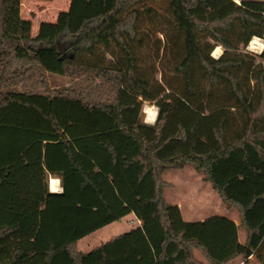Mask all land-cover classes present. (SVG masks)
<instances>
[{
    "label": "trees",
    "instance_id": "trees-1",
    "mask_svg": "<svg viewBox=\"0 0 264 264\" xmlns=\"http://www.w3.org/2000/svg\"><path fill=\"white\" fill-rule=\"evenodd\" d=\"M21 9L0 0V264H264V50L245 51L264 0H71L36 36ZM151 28L166 38L154 61ZM44 73L77 86L15 89ZM186 165L239 224L183 218L164 174ZM131 213L141 226L79 250Z\"/></svg>",
    "mask_w": 264,
    "mask_h": 264
},
{
    "label": "rangeland",
    "instance_id": "rangeland-1",
    "mask_svg": "<svg viewBox=\"0 0 264 264\" xmlns=\"http://www.w3.org/2000/svg\"><path fill=\"white\" fill-rule=\"evenodd\" d=\"M240 2V0H236ZM71 0H22L21 14L24 19L32 21V35L36 36L39 33L40 25L42 22H55L58 14L61 11L68 10ZM165 2L162 3L164 6ZM158 6V5H157ZM146 27L151 24L148 21L144 23ZM144 26V27H145ZM149 32V37L145 40L147 45L151 48L148 49L150 53V60L156 59L155 50L159 45L166 43V38L162 33L157 32L155 29ZM145 33V32H143ZM263 39V38H262ZM250 44V43H249ZM216 49V48H215ZM223 51L224 48L222 47ZM222 51V53H223ZM245 51L260 55L262 52L251 50L249 45L245 47ZM215 50L213 51V55ZM162 51L160 55L162 56ZM221 54L214 55L219 57ZM157 63H155V66ZM161 78L160 73L157 74ZM76 83L71 78L54 75L50 73L30 75L27 79L18 81L15 89L19 91H36L44 92L49 89H60L63 87H76ZM97 94L93 98L100 99ZM103 98H107L104 96ZM147 104L155 105L152 102H146L143 107L144 118L147 119L145 113V106ZM171 184L172 188L168 190V201L171 203L180 202L184 210V217L187 221H198L212 215H222L235 217L239 214L236 208H227L225 203L220 198L217 191L212 187L210 182L204 181L202 174L197 172L191 165H186L182 169H171L165 177ZM50 181V179H49ZM50 186V183H49ZM132 215H127L123 218L122 222H116L111 226L100 229L92 234H89L79 240L78 248L83 252H88L101 245L107 240L123 234L131 229ZM240 238L245 240V230L243 228L239 231Z\"/></svg>",
    "mask_w": 264,
    "mask_h": 264
},
{
    "label": "crops",
    "instance_id": "crops-1",
    "mask_svg": "<svg viewBox=\"0 0 264 264\" xmlns=\"http://www.w3.org/2000/svg\"><path fill=\"white\" fill-rule=\"evenodd\" d=\"M157 119V118H156ZM145 122H147V123H149V124H154L155 122H148L147 121V119L145 120ZM171 169H173V168H170V169H168L166 172H165V174H164V177H166L167 176V174H168V172L171 170ZM55 177H57V176H55ZM57 178H59V177H57ZM60 179V178H59ZM166 179V178H165ZM167 180V179H166ZM168 181V180H167ZM170 182V181H169ZM60 183H61V179H60ZM171 184H173V187H174V183L173 182H170ZM50 187V186H49ZM171 188H172V186H171ZM170 187L166 190V197L168 196V190L169 189H171ZM51 190V189H50ZM63 190V187L61 186V191ZM51 191H53V190H51ZM61 191H54V192H61ZM167 200H168V197H167ZM171 203V202H170ZM172 204H177L179 207H180V209H181V212H182V215H183V218L186 220V218L184 217V210H183V208H182V204L180 203V202H174V203H172ZM128 215H132V220H131V222H132V226H131V229H133V228H136V227H139V226H141L142 225V221L140 220V219H138L137 217H136V215L134 214V213H131V214H128ZM126 217V216H125ZM229 217V216H228ZM124 218V217H123ZM123 218H121L120 220H117V221H115V222H113V223H111V224H108V225H106V226H104V227H102V228H100V229H103V228H106V227H108V226H111L112 224H114V223H116V222H122L123 221ZM207 218V217H206ZM229 218H231V219H233L237 224H239V214L237 215V216H235V217H229ZM203 219H205V217L204 218H202V220ZM187 221V220H186ZM100 229H98V230H100ZM130 229V230H131ZM241 229V228H240ZM240 229H239V231H240ZM98 230H96V231H98ZM96 231H94V232H96ZM129 231V230H128ZM127 231V232H128ZM93 232V233H94ZM92 234V233H91ZM117 237V236H116ZM115 238V237H114ZM82 239V238H81ZM111 239H113V238H111ZM111 239H109V240H111ZM109 240H107V241H109ZM239 240H240V242L241 243H244L245 242V240H246V232H245V240L243 241L241 238H240V234H239ZM106 241V242H107ZM78 243H79V241H78ZM105 243V242H104ZM103 244V243H102ZM100 246V245H99ZM96 247H98V246H96ZM95 247V248H96ZM94 249V248H93ZM91 251V250H90ZM89 252V251H88ZM195 255H196V257L199 259V260H201V261H203L205 264H212V263H210L209 261H207L206 260V258L204 257V255L202 254V253H200L199 251H196V253H195ZM226 264H260L259 262H258V260H257V258H256V256L255 255H251L248 259H244L242 256H239V257H237V258H235L234 260H232L231 262H228V263H226Z\"/></svg>",
    "mask_w": 264,
    "mask_h": 264
},
{
    "label": "bare ground",
    "instance_id": "bare-ground-1",
    "mask_svg": "<svg viewBox=\"0 0 264 264\" xmlns=\"http://www.w3.org/2000/svg\"><path fill=\"white\" fill-rule=\"evenodd\" d=\"M249 48L257 52H262L264 50V39L258 36L253 37V39L249 44ZM222 51H223L222 47L217 46L214 53L218 55V54H222ZM145 113L147 115L148 122H155L158 115V107L156 105L147 104L145 106ZM49 183L51 190L61 191V183L59 178L55 176H51Z\"/></svg>",
    "mask_w": 264,
    "mask_h": 264
}]
</instances>
